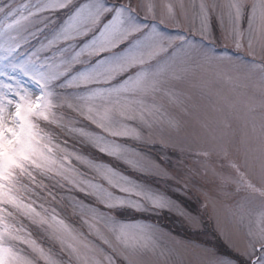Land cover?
<instances>
[{
	"label": "snow or ice",
	"instance_id": "snow-or-ice-1",
	"mask_svg": "<svg viewBox=\"0 0 264 264\" xmlns=\"http://www.w3.org/2000/svg\"><path fill=\"white\" fill-rule=\"evenodd\" d=\"M0 264H264V0H0Z\"/></svg>",
	"mask_w": 264,
	"mask_h": 264
},
{
	"label": "rangeland",
	"instance_id": "rangeland-1",
	"mask_svg": "<svg viewBox=\"0 0 264 264\" xmlns=\"http://www.w3.org/2000/svg\"><path fill=\"white\" fill-rule=\"evenodd\" d=\"M25 2H28V0H17V3H25ZM34 87V85L32 86ZM182 196L184 197L185 199H187V201H183L181 198L180 199H177L175 196ZM174 198L176 199L177 203L184 209L186 210H189L191 212H197L200 210V201L198 199V196H199V193L196 192V191H193L187 195H184V194H179V193H174L173 194ZM170 213H173L176 217V223L185 231V232H182L179 230L180 233H183L185 234L186 236L190 237L192 236V234L190 233L191 231H193L192 229H190L183 221L182 219L175 213V212H170ZM155 217H157L156 215H153ZM159 216V215H158ZM153 223H158L156 221H154ZM208 223V221L205 219V224ZM210 224V223H209ZM211 225V224H210ZM208 225H206L207 227ZM209 228V226H208ZM211 228L213 229V231L215 232L213 226L211 225ZM168 230V229H166ZM202 230H204V232H200L202 233L204 236L207 235V237L210 239L211 237H209L208 235L209 234V231L206 230V228H203ZM190 231V232H189ZM188 235H187V234ZM180 236V235H179ZM197 238L199 239H203V240H206V238H203V236L199 235V234H196L195 235ZM212 236H214V234H212ZM182 237V236H180ZM185 238V237H183ZM186 239H190V238H186ZM213 238H211V241H212ZM213 244V242H212ZM210 245V244H209ZM212 246V245H210Z\"/></svg>",
	"mask_w": 264,
	"mask_h": 264
},
{
	"label": "trees",
	"instance_id": "trees-1",
	"mask_svg": "<svg viewBox=\"0 0 264 264\" xmlns=\"http://www.w3.org/2000/svg\"><path fill=\"white\" fill-rule=\"evenodd\" d=\"M164 217H165L166 219H168V220H166V221L175 220L173 216H172L171 218H169V215H168L167 212H164ZM164 217H163V215H162V217H161V216L158 217V218H159L158 221H162L163 219L165 220ZM170 222H171V221H170ZM171 223H172V222H171ZM166 226H169V225L167 224ZM198 239H199V238H198ZM214 239H215V238H214ZM199 240H200V239H199ZM201 240H202V239H201ZM215 241H218V240L216 239ZM214 245H215V246H216L221 252H223L224 254L229 253V251L225 248V246H223V244H221L220 242H215Z\"/></svg>",
	"mask_w": 264,
	"mask_h": 264
}]
</instances>
